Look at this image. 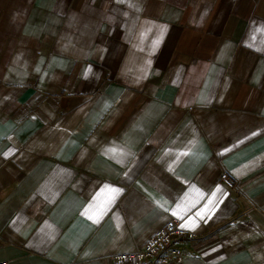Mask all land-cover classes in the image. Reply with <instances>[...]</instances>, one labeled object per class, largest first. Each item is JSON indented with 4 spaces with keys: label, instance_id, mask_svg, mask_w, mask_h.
<instances>
[{
    "label": "crops",
    "instance_id": "1",
    "mask_svg": "<svg viewBox=\"0 0 264 264\" xmlns=\"http://www.w3.org/2000/svg\"><path fill=\"white\" fill-rule=\"evenodd\" d=\"M171 219V264H264V0H0V261L112 264Z\"/></svg>",
    "mask_w": 264,
    "mask_h": 264
},
{
    "label": "built area",
    "instance_id": "2",
    "mask_svg": "<svg viewBox=\"0 0 264 264\" xmlns=\"http://www.w3.org/2000/svg\"><path fill=\"white\" fill-rule=\"evenodd\" d=\"M221 181L232 187V182L227 174H223ZM184 238H195L188 233L179 221L169 220L159 229L144 245L133 253H121L112 258V264H171L181 262L180 255L175 246L176 242ZM0 264H8L0 261Z\"/></svg>",
    "mask_w": 264,
    "mask_h": 264
},
{
    "label": "snow or ice",
    "instance_id": "3",
    "mask_svg": "<svg viewBox=\"0 0 264 264\" xmlns=\"http://www.w3.org/2000/svg\"><path fill=\"white\" fill-rule=\"evenodd\" d=\"M111 193H113V194H117L120 190L119 189H116V188H109L108 189ZM115 198V196H113L112 197V199H114ZM106 209H102V210H100V214L102 215L103 214V211H105ZM197 215H199V213L197 214Z\"/></svg>",
    "mask_w": 264,
    "mask_h": 264
}]
</instances>
